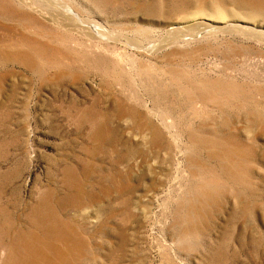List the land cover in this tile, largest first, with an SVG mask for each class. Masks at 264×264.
Instances as JSON below:
<instances>
[{
  "label": "rangeland",
  "instance_id": "rangeland-1",
  "mask_svg": "<svg viewBox=\"0 0 264 264\" xmlns=\"http://www.w3.org/2000/svg\"><path fill=\"white\" fill-rule=\"evenodd\" d=\"M0 264H264V0H0Z\"/></svg>",
  "mask_w": 264,
  "mask_h": 264
}]
</instances>
